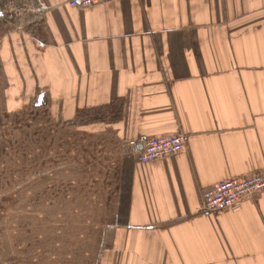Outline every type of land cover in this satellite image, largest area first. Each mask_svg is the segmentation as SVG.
<instances>
[{
    "label": "crops",
    "instance_id": "crops-1",
    "mask_svg": "<svg viewBox=\"0 0 264 264\" xmlns=\"http://www.w3.org/2000/svg\"><path fill=\"white\" fill-rule=\"evenodd\" d=\"M1 1L6 105L48 100L65 126H96L105 154L106 135L118 153L128 141L187 137L175 156L120 163L95 264H264V193L235 211L202 212L204 192L264 169V0L84 9L71 0ZM12 8L26 12L21 23ZM89 111L98 116L79 121Z\"/></svg>",
    "mask_w": 264,
    "mask_h": 264
},
{
    "label": "rangeland",
    "instance_id": "rangeland-1",
    "mask_svg": "<svg viewBox=\"0 0 264 264\" xmlns=\"http://www.w3.org/2000/svg\"><path fill=\"white\" fill-rule=\"evenodd\" d=\"M10 11L18 21L26 15ZM15 98L0 97V264H95L113 219L108 187L132 160L111 135L105 154L96 126H65L48 100Z\"/></svg>",
    "mask_w": 264,
    "mask_h": 264
},
{
    "label": "built area",
    "instance_id": "built-area-1",
    "mask_svg": "<svg viewBox=\"0 0 264 264\" xmlns=\"http://www.w3.org/2000/svg\"><path fill=\"white\" fill-rule=\"evenodd\" d=\"M113 1L118 0H71L69 5L84 9ZM33 2L35 0H30V6ZM14 11L17 17V8H14ZM186 143L187 137L182 133L154 137L145 141H128L123 145V154L144 165L182 153ZM260 193H264V169L249 177L221 181L212 190L204 192L202 212L217 215L225 211H235L245 200Z\"/></svg>",
    "mask_w": 264,
    "mask_h": 264
},
{
    "label": "water",
    "instance_id": "water-1",
    "mask_svg": "<svg viewBox=\"0 0 264 264\" xmlns=\"http://www.w3.org/2000/svg\"><path fill=\"white\" fill-rule=\"evenodd\" d=\"M141 148H142V147H141ZM141 148H140V149H141Z\"/></svg>",
    "mask_w": 264,
    "mask_h": 264
}]
</instances>
